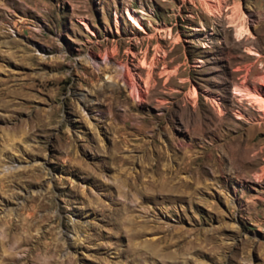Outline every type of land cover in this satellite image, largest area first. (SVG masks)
<instances>
[{"label": "rangeland", "instance_id": "1", "mask_svg": "<svg viewBox=\"0 0 264 264\" xmlns=\"http://www.w3.org/2000/svg\"><path fill=\"white\" fill-rule=\"evenodd\" d=\"M220 12L0 0V264H264V0Z\"/></svg>", "mask_w": 264, "mask_h": 264}, {"label": "bare ground", "instance_id": "2", "mask_svg": "<svg viewBox=\"0 0 264 264\" xmlns=\"http://www.w3.org/2000/svg\"><path fill=\"white\" fill-rule=\"evenodd\" d=\"M198 1L203 6L207 15L209 16L212 15L213 17L215 16L217 18L221 14L220 11H221L223 0H198ZM239 7L240 6L238 4L232 7V15L230 17V22L231 24L235 22L234 24L236 25V35L240 38L243 35V33H246V27L244 25V20H245L244 13L242 11L240 12ZM127 16L129 20L132 21L135 26L141 28L140 22L136 16L132 15L129 12L127 13ZM248 53L260 57L258 53L253 52L251 49H248ZM106 58L107 56L105 58H102L101 60L105 61ZM92 61H93V64L96 63L94 60ZM117 67H118L117 71L115 70L116 75H114L115 79L121 81L123 83V86L129 90L131 97L140 102L148 81H146V79L143 80L142 81L143 86H142V84H140L138 81L140 80V75L133 71L134 68L126 64L125 65L119 64ZM260 81L261 82L258 84L259 86L258 85H253L252 87L238 86L234 88V91L237 95L241 97L244 96V98L247 99L248 102L250 101L251 103H254L257 106V108L263 112L262 118H264V89L261 87L264 84L262 82L263 80H260ZM231 144H233L235 148H237L236 150L237 153L246 152V149L241 150L242 147L240 145V140L238 137H234V139L231 141ZM163 157L164 156L161 153L159 155V159L161 160L163 159ZM22 243H24V241Z\"/></svg>", "mask_w": 264, "mask_h": 264}]
</instances>
